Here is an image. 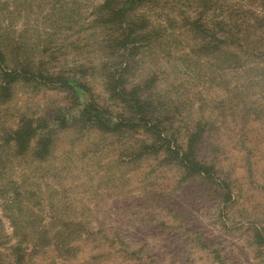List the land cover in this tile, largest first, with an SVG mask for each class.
<instances>
[{"label": "rangeland", "instance_id": "374dc122", "mask_svg": "<svg viewBox=\"0 0 264 264\" xmlns=\"http://www.w3.org/2000/svg\"><path fill=\"white\" fill-rule=\"evenodd\" d=\"M72 1L27 0L15 21L16 34L25 30L21 39L32 47V57L40 54L38 62L45 67L87 80L91 90H78L79 104L70 109L72 95L66 91L17 83L13 97L0 104V130L16 123L21 113L47 122L52 112L66 116L67 126L58 127L51 157L38 178L29 181L37 182L31 186L41 197L37 217L45 222L56 215L58 225L61 219L81 222L76 227L81 232L72 249L60 255L49 248L24 264H264L263 79L237 68L219 74L200 68L189 77L175 72L173 59L166 55L142 53V63L126 76L127 89L150 75L160 107L171 101L179 111L174 115L163 110L173 117L181 139L199 121L204 131L200 138L206 142L199 143L197 156L214 166L215 175L186 172L163 153L141 155L140 145L154 141L143 129L106 133L75 121L78 106L91 96L107 105L113 117L126 111L105 89L102 55L89 27L75 33L77 26L68 24L70 28L46 35L52 28L42 17L53 3L70 11ZM91 1L80 0L85 14L77 19L79 25L88 17ZM50 47H55L52 55L45 53ZM198 76L210 82L196 80ZM0 228L10 236L4 216Z\"/></svg>", "mask_w": 264, "mask_h": 264}, {"label": "trees", "instance_id": "16d2710c", "mask_svg": "<svg viewBox=\"0 0 264 264\" xmlns=\"http://www.w3.org/2000/svg\"><path fill=\"white\" fill-rule=\"evenodd\" d=\"M26 1L0 0V104L13 97L15 84L25 83L70 93L67 108L71 109L79 104L78 90L91 92L88 81L45 67L38 62L40 51L38 57L30 55L32 47L21 39L25 30L17 34L14 30ZM242 1L95 0L91 1V11L81 25L77 19H84L81 17L85 12L80 0L72 1L70 11L65 5L53 3L50 13L42 17L52 28L46 35L52 37L59 28H70L68 24L77 26L75 33L85 32L89 27L95 49L102 55L99 68L104 74L105 89L113 101L123 103L126 111V115H121V111L113 117L107 105L91 96L78 106L73 115L75 121L106 133L143 129L154 141L141 144L139 154L163 153L169 163L186 172L214 178V166L197 156L198 145L204 141L200 138L204 131L199 121L186 129L181 139L173 126V117L167 113L166 117L163 110L174 115L179 111L171 101L160 107L150 87L154 79L147 75L132 83L128 90L126 76L142 63V53L150 52L173 59L175 72L189 77L200 68L216 69L218 74L237 68L254 71L253 78L264 81V43L259 45L264 39V0ZM180 37H186L187 41ZM249 41L258 45H249ZM54 52L55 47L45 49L46 54ZM200 79L205 78H196ZM48 118L53 123L21 113L16 123L0 130V227L1 216L8 219L11 227L10 236L0 228V264H24L26 259L40 258L49 248L61 255L72 249L75 235L81 232L76 228L81 222L61 219L58 225L56 215L48 216L44 222L34 214L41 197L31 186L37 182L29 178H38L40 167L52 155L58 127L67 126L65 112L61 115L52 112ZM54 123L57 127H53ZM224 191L231 195L230 190ZM55 224L59 227H52Z\"/></svg>", "mask_w": 264, "mask_h": 264}]
</instances>
